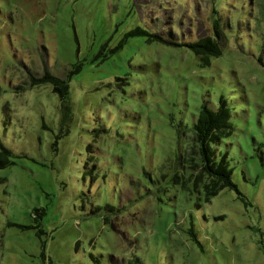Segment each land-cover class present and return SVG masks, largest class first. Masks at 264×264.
<instances>
[{"label": "rangeland", "instance_id": "obj_1", "mask_svg": "<svg viewBox=\"0 0 264 264\" xmlns=\"http://www.w3.org/2000/svg\"><path fill=\"white\" fill-rule=\"evenodd\" d=\"M220 95L204 198L173 174ZM0 146V264H264V0H0Z\"/></svg>", "mask_w": 264, "mask_h": 264}, {"label": "trees", "instance_id": "obj_2", "mask_svg": "<svg viewBox=\"0 0 264 264\" xmlns=\"http://www.w3.org/2000/svg\"><path fill=\"white\" fill-rule=\"evenodd\" d=\"M211 35L198 37L194 41L185 42L184 45L191 48L196 54L202 58L203 63H208L209 55H216L220 52L217 38L220 37L219 23L215 19L212 22ZM135 29H130L127 33H135ZM139 33V32H138ZM157 37V35H155ZM161 39V37L158 36ZM30 84H38L50 82L52 88L61 98L65 100L67 96V79L61 78L48 70L44 69L40 76H29ZM231 130L229 121L228 107L222 95L218 98V105L210 108L206 103L202 102L198 108L196 119L193 123L192 142L189 144L185 153L179 154L181 164L188 167L189 171L184 174L181 171L179 175L173 174V178H190L194 184H199L203 192L204 198H208L211 194L216 193L219 189L228 187L236 188V184L231 178L230 168L224 157L219 160L214 159V150L211 143L217 142L222 136L228 134ZM6 150L0 146V164L7 162ZM184 162L188 163L185 164Z\"/></svg>", "mask_w": 264, "mask_h": 264}]
</instances>
